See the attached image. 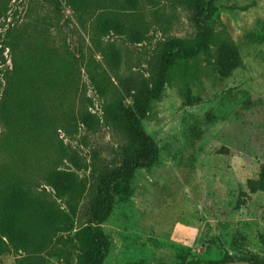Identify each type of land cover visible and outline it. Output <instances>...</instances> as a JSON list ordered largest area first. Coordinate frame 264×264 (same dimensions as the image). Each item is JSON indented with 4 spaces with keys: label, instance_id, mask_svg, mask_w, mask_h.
Segmentation results:
<instances>
[{
    "label": "rangeland",
    "instance_id": "rangeland-1",
    "mask_svg": "<svg viewBox=\"0 0 264 264\" xmlns=\"http://www.w3.org/2000/svg\"><path fill=\"white\" fill-rule=\"evenodd\" d=\"M104 1L119 10L120 0ZM205 1L217 11L214 44L174 67L141 121L159 158L116 187L112 213L99 225L106 242L93 251L100 264H207L226 256L264 262V194L247 189L264 165V0ZM138 13L147 33L133 43L114 32L98 37V12L79 15L66 0H0V186L22 180L61 208L74 198L95 209L108 195L110 175L132 143L105 117L106 99L131 106L130 81L156 74L168 41L198 32L183 0H141ZM230 43L242 65L225 77L216 67L218 47ZM112 47L121 54L118 70L103 56ZM42 54L43 71L30 68V56L40 63ZM37 73L42 80L54 74L58 83L54 91L41 86L30 106L20 78ZM87 108L94 117L69 126ZM53 169L67 180L64 199L45 183ZM80 217L56 240L64 255L45 257L46 264L76 263L88 227ZM26 257L6 253L0 264H35Z\"/></svg>",
    "mask_w": 264,
    "mask_h": 264
},
{
    "label": "trees",
    "instance_id": "trees-1",
    "mask_svg": "<svg viewBox=\"0 0 264 264\" xmlns=\"http://www.w3.org/2000/svg\"><path fill=\"white\" fill-rule=\"evenodd\" d=\"M191 12V17L198 28L197 35L191 39H172L162 49L161 63L155 75L151 77L141 76L132 79L125 88V93L131 98L132 105L125 107L121 98L108 102L104 108L105 117L112 124L118 126L124 134H128L131 141V152L128 159L122 165L117 166L115 172L110 175L108 183V195L102 197L97 207L91 205L83 207L73 198L69 200L66 208H61L57 201L38 197L29 188L24 186L22 180L10 181L0 186V256L6 253L14 255H26L28 262L46 264L45 257H62L65 248L60 249L57 241L61 236H68L75 229L76 224L82 220L80 214H84V224L87 232L84 246L79 247L75 264H100L101 254L93 255L94 249L105 244L106 239L99 229L108 217H110L116 187L121 183L132 180L135 173L141 169L152 166L159 158V148L155 139L148 135L141 121L144 120L151 109L152 102L160 99L174 67L185 59H191L200 53L207 54L214 44V17L217 13L211 3L205 0H183ZM66 4L76 13L85 14L88 11L98 12L96 16V33L98 37H105L114 32L127 37L133 43H142L147 30L141 23V15L138 13L141 0H120V8L117 11L110 9L109 2L104 0H66ZM219 45L221 54L216 67L222 76H230L242 65L240 52L234 43L226 47ZM38 55V54H37ZM108 58L113 69L118 70L121 63V54L112 47L108 53L103 54ZM29 67L43 68L47 59L43 54L39 60L36 55H31ZM36 65V67H35ZM27 73V72H26ZM39 73L36 75L25 74L20 78V94L26 97V103L32 106L39 99V89L54 91L57 85L56 76L47 74L42 80ZM11 84V81H8ZM101 93L107 97V91L99 87ZM35 89V92L33 91ZM80 120L73 118L69 126H82L94 117L87 109L80 113ZM226 153L227 150L224 149ZM103 182L108 181V175H102ZM45 183L55 191L57 199H64L69 194L67 180L59 169H53L45 178ZM247 189L253 195L264 194V165L261 166L256 179L247 182ZM244 194V193H243ZM80 211V212H79ZM95 225L96 227L91 228ZM69 238V237H68ZM68 243L70 242L67 239ZM41 255H44L41 257ZM233 261H248L250 264H264L258 259L247 257H224L218 261L207 264L227 263ZM70 259L65 264H71ZM188 264H202L191 262Z\"/></svg>",
    "mask_w": 264,
    "mask_h": 264
},
{
    "label": "water",
    "instance_id": "water-1",
    "mask_svg": "<svg viewBox=\"0 0 264 264\" xmlns=\"http://www.w3.org/2000/svg\"><path fill=\"white\" fill-rule=\"evenodd\" d=\"M217 264H250L248 261H233L227 263H217Z\"/></svg>",
    "mask_w": 264,
    "mask_h": 264
}]
</instances>
